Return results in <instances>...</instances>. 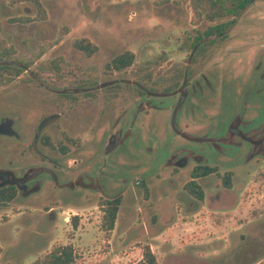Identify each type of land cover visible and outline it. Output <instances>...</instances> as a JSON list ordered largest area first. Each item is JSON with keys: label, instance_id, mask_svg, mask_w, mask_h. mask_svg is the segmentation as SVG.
<instances>
[{"label": "rangeland", "instance_id": "rangeland-1", "mask_svg": "<svg viewBox=\"0 0 264 264\" xmlns=\"http://www.w3.org/2000/svg\"><path fill=\"white\" fill-rule=\"evenodd\" d=\"M15 1L0 0V42L13 50L6 60L10 69L0 72V99L22 123L33 126L41 117L61 115L56 130L71 133H23L28 136L19 139V147L0 149V160L18 161L19 169L41 162L57 166L61 177L59 185L46 180L41 193L0 208V264H33L66 245L76 250L73 264H137L146 245L158 264H183L180 258L185 263L264 264V155H248L245 148L235 155L215 152L207 164L217 170L208 176L211 187L202 183L204 201L190 198L189 204L178 199L173 180L186 186L195 163L182 170L171 165L175 157L181 162L185 151L213 153L177 130L220 136L228 115L240 109L231 108L241 101L238 97L235 104L229 93L230 101L221 103L222 90L236 88L242 96L252 81L261 86L264 0L236 18L201 24L195 22L190 0H38L46 20L38 19L33 0ZM232 20L213 43L196 48L209 27ZM81 39L98 48L93 56L74 47ZM126 52L135 54L131 67L106 68ZM13 70L22 72L15 77ZM187 71L193 81L218 72L219 96L200 106L203 115L185 106L175 121L172 108ZM143 102L148 109L133 111ZM160 102L168 107L159 109ZM134 129L141 133H130ZM46 139L54 152L43 146ZM62 145L70 152L66 156ZM94 173L105 177L100 190L66 186ZM228 173L231 188L224 184ZM125 174L129 183L145 182L148 198L139 187L135 194L124 187ZM218 191L221 197L213 201ZM118 196L122 205L108 235L101 228L100 201ZM74 217L79 218L76 228Z\"/></svg>", "mask_w": 264, "mask_h": 264}, {"label": "flooded vegetation", "instance_id": "flooded-vegetation-1", "mask_svg": "<svg viewBox=\"0 0 264 264\" xmlns=\"http://www.w3.org/2000/svg\"><path fill=\"white\" fill-rule=\"evenodd\" d=\"M231 25L232 24L228 25V27ZM220 34L221 33H217L213 35L205 34L202 37H198L196 48L197 47L199 48L200 45L204 42L213 43V38ZM259 71H260L259 83H261V86H258L257 83L253 84L252 81L250 83L249 88L246 91L244 87V89L242 90L244 91L242 96L240 93L241 90L239 92L240 93L239 95L237 93L236 88L232 90L228 88V90H222L220 92L221 103H227L230 101L229 100L230 96H228L229 93H232L231 97L235 98L234 99L235 104L237 102V98L241 97V101H239V103H237L234 107H232L231 110H236L239 108L240 109L228 115V121L227 123H225V125L220 123L221 127L224 125L223 127L224 129H221L220 136L213 137L212 133L210 132L208 135L205 136H196V135L193 136L183 130H177V133H181L183 136H186L190 140H193V142H197L200 143L201 145L204 144L206 146H209L213 152L209 154L204 152L201 153L200 151L197 152L195 150L185 151L179 156V157L183 156L181 162L178 163L175 162L176 159L179 158L175 157V159L174 158L172 159L171 165L174 164L175 166H179L181 170L186 169L190 166V164L195 163L194 168L190 175L191 180L187 183V185L193 179H195L193 178V172L195 169L201 167L215 169L207 165L210 161H212V156H214L213 154L215 152H217L219 155L223 153L235 155V153H238L242 148H245L247 153L248 150H250L248 155H251L253 153L264 155V112L262 113V108L264 109V102H261L260 100V97L264 96V70H262V65L259 67ZM189 74L190 71H187L185 74L184 81L182 82L179 92L177 93V95L179 94L177 102L174 108H172L175 112V121L177 119V116L179 115V113H181V111L185 108V106H187L188 109H190L191 106L193 109H196V112L194 111V115H200V114L203 115L204 112L202 111L200 106L208 99H212L214 97L219 96L217 90V84L220 82L221 79L219 78L218 72H216V75L214 73H211L212 75L202 73V75L198 79H195L194 81L190 80ZM224 82L225 80L224 81L222 80V85H224ZM210 92L213 94H211ZM193 103L195 106L193 105ZM253 103L256 104L253 105ZM143 104L145 106L148 103L146 102L140 103V105L135 107L133 111H137V113L144 112V110L148 109V107L145 108L144 106H142ZM158 104L160 105L159 109L168 107L166 106V104L164 105V103L162 102ZM4 105H5L4 101L0 99V149L1 150L2 149L6 150L12 144H15L16 147H19V139L22 142H24L26 141V138L28 136V135H24L23 133H71L70 131L65 129L56 130V126L54 125L55 123L62 120L63 117L61 115H58L57 117L56 115L52 114L45 117H41L35 121L33 126H30L29 124L22 123L21 120L22 117H19V113H13L12 111H7V109L4 108ZM249 113L251 114L253 113L254 115L252 114L253 116L247 117ZM187 127L190 126L187 125ZM130 133H141V131H137L136 129H134L133 131H130ZM37 138H39V135ZM115 138L117 137L114 136L112 138L109 148H111V146L113 145ZM42 144L44 147L54 152V148L47 146L45 143ZM69 153L63 152L62 155L66 156ZM109 154H112V152H110ZM54 167L58 168L57 166ZM55 168H52L48 165H44V163L40 162L35 165L19 169L18 161L16 162L10 161L8 163L7 161L0 160V190L1 191L8 190L9 192L13 193L14 196L12 202L19 200V197L26 200V198L28 199L37 193H41L42 190L44 189V186L46 185L45 182L46 180H51L55 185L60 184V180H61L60 173L59 171L55 170ZM215 173H217V170ZM93 175L94 176L89 175L90 177H87L86 175H82L78 177L75 181L68 182L66 186H68V188L71 190L78 188L92 189V190L102 189L104 187L105 177L101 173L100 174L96 173V175L94 173ZM210 175L207 176L202 175L195 179L196 183L201 187L203 192H204L203 185H206L207 187H211L210 183H208L207 181L208 176ZM89 178L90 180H87ZM124 179H125L124 187H126L127 190H130V192H132L133 194H135L136 192L135 191L136 187L143 189L141 183L144 181H140L137 183L133 182V184L129 183L130 178L126 177V174L124 176ZM94 180L97 181L94 182ZM126 180H128V184ZM180 183L181 182L176 184L175 181L173 180L174 186L179 191L178 199L189 204L190 198L193 199L196 197L186 188L187 185L185 186L184 184L182 188H180L181 187ZM202 183L203 185H201ZM221 194L222 192L218 191L216 194L211 196V199L213 201L218 200L221 197ZM204 199H205V194H204ZM196 200L199 202L204 201V200L201 201L198 198ZM197 206H196L197 208H200V205ZM170 260L171 259H169L168 261ZM179 261L180 262L183 261V264H209L208 262L206 263L196 260H192V263L191 262L185 263L187 259L184 260L181 258L179 259Z\"/></svg>", "mask_w": 264, "mask_h": 264}, {"label": "trees", "instance_id": "trees-1", "mask_svg": "<svg viewBox=\"0 0 264 264\" xmlns=\"http://www.w3.org/2000/svg\"><path fill=\"white\" fill-rule=\"evenodd\" d=\"M23 0H16L15 3L21 2ZM258 0H190V6L194 14V19L196 24H201L203 21L210 23L216 22L217 20H225L226 18L233 16L238 17L242 12L247 10L251 5H253ZM39 10V20H46V11L42 4L38 0H33ZM14 3V2H13ZM14 3V4H15ZM234 20L229 23H221L212 27H209L204 34L213 35L221 33L228 25L233 24ZM3 43L0 42V72H7L10 69L12 63L9 60L13 56V50L6 51L5 47L2 46ZM74 47L79 51L85 53L87 56L91 57L95 54L98 48L91 43L88 39H81L74 42ZM135 61V54L133 52H126L115 59H113L106 68L109 71H122L128 69L133 65ZM13 66V65H12ZM54 68H58L56 63H54ZM21 70H16L14 73L15 77H19ZM66 141L74 144V141L68 137H65ZM45 144L54 148L50 140L46 139ZM55 149V148H54ZM62 152H68L65 145L60 147ZM215 169L210 168H197L193 172V178L200 177L202 175H210L215 173ZM231 176L232 173L226 174L224 178V184L231 188ZM193 179L186 188L199 200H204V192L201 187ZM143 190L145 191V198L149 196V188L145 182L141 183ZM14 194L8 190H0V208L7 206L12 202ZM123 197L118 196L116 198L101 200L99 207L102 209V230L108 235L111 234L116 227L118 215L120 212V207L122 205ZM78 217H74V227L78 226ZM143 257L137 264H158L157 258L153 253L151 247L146 245L142 248ZM77 258L76 250L72 245L54 247L44 258L37 259L33 264H73Z\"/></svg>", "mask_w": 264, "mask_h": 264}]
</instances>
